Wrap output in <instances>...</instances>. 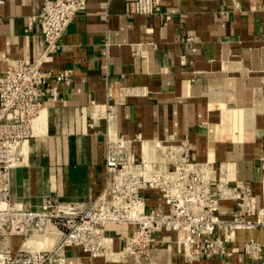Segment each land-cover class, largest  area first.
<instances>
[{
    "label": "crops",
    "instance_id": "crops-1",
    "mask_svg": "<svg viewBox=\"0 0 264 264\" xmlns=\"http://www.w3.org/2000/svg\"><path fill=\"white\" fill-rule=\"evenodd\" d=\"M44 0L0 4V77L6 59L37 60L44 50L39 20ZM31 17H36L32 20ZM43 68L70 69L68 84H56L57 98L43 100V130L25 140L9 170L10 199L25 209L46 200L85 207L104 190L106 133L130 140H184L194 161L223 165L230 186L248 185L251 205L264 197V0H86L72 17ZM119 88L128 93L112 109ZM112 90L109 98L106 91ZM128 152L140 156L137 141ZM146 195L147 208L156 203ZM233 201L222 199L218 216L228 220ZM130 225H107L113 260L88 257L64 247L56 264H264V226L237 230L226 243L230 255L185 261L175 235L153 232L140 252L123 251ZM221 230L219 229V232ZM49 236L48 238H46ZM26 245L50 249L60 237L46 234ZM34 238V237H33ZM258 242L261 258L242 253L247 239ZM21 237L1 250L14 254ZM36 242V243H35Z\"/></svg>",
    "mask_w": 264,
    "mask_h": 264
},
{
    "label": "built area",
    "instance_id": "built-area-1",
    "mask_svg": "<svg viewBox=\"0 0 264 264\" xmlns=\"http://www.w3.org/2000/svg\"><path fill=\"white\" fill-rule=\"evenodd\" d=\"M85 1L44 0L37 15L44 43L41 57L6 59L7 67L0 77V264H56L64 247H77L92 258L116 259L121 252L113 251L111 239L104 233L112 224L132 226L124 241L126 252L143 251L152 242L153 232L169 231L174 233L176 251L185 261L230 255L226 243L235 231L264 226V197L260 206L253 208L248 185H228L223 165L194 161L184 140L146 141L139 135L130 140L106 133V184L92 203L80 207L49 199L40 208L25 209L11 201L8 174L19 161L21 144L44 132L43 100L56 99V84H68L71 76L68 68L56 73L44 69L43 62L56 51L57 40L72 17L84 11ZM161 2L150 0L153 11ZM127 93L128 89L119 88L113 97L112 90L106 91L107 97H113L106 106V121ZM131 141L139 143L138 159L128 152ZM260 162L264 168V159ZM147 194L157 201L150 209ZM222 199L234 204L228 220L217 214ZM49 226L60 235L52 248L25 244L46 234ZM12 236L22 239L14 254L1 250L2 243ZM241 251L252 260H259L262 254L259 243L251 238L243 241Z\"/></svg>",
    "mask_w": 264,
    "mask_h": 264
},
{
    "label": "rangeland",
    "instance_id": "rangeland-1",
    "mask_svg": "<svg viewBox=\"0 0 264 264\" xmlns=\"http://www.w3.org/2000/svg\"><path fill=\"white\" fill-rule=\"evenodd\" d=\"M32 239H39V241H41V240H40V239H41V237H39V238H38V237H34V238L32 237Z\"/></svg>",
    "mask_w": 264,
    "mask_h": 264
},
{
    "label": "bare ground",
    "instance_id": "bare-ground-1",
    "mask_svg": "<svg viewBox=\"0 0 264 264\" xmlns=\"http://www.w3.org/2000/svg\"><path fill=\"white\" fill-rule=\"evenodd\" d=\"M46 232H48V229H47V231ZM44 236V235H43ZM49 236H47L46 238H48ZM36 243V242H35Z\"/></svg>",
    "mask_w": 264,
    "mask_h": 264
}]
</instances>
